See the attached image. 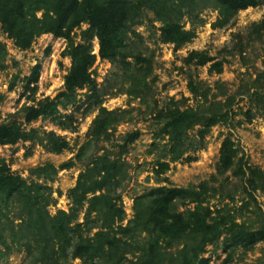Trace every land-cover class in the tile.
I'll return each instance as SVG.
<instances>
[{"label": "rangeland", "instance_id": "374dc122", "mask_svg": "<svg viewBox=\"0 0 264 264\" xmlns=\"http://www.w3.org/2000/svg\"><path fill=\"white\" fill-rule=\"evenodd\" d=\"M200 6L195 16L180 19L183 28L193 36L180 47L161 41L162 25L152 12L144 11L139 23L131 28L127 41L131 57L127 61L148 85L140 95H130L131 82L119 66L96 57L90 70L96 82V93L87 87L78 90L71 103L59 107V118H39L30 124L24 121L29 106L55 99L64 91V77L70 67V59L63 55L67 42L42 35L28 50L21 51L0 28V42L7 49V57L0 66V125L18 123L26 131L37 130V136L31 141L0 146V160L27 184L50 188L46 209L50 217L60 211L71 215L78 210L71 224L73 244L79 240L78 236L92 237L97 230L87 228L92 223H100L94 215L86 216V202L79 207L72 202L70 191L87 165L104 154L122 168L119 177L123 179L111 195L125 213L123 227L133 219L135 198L160 186L188 188L203 182L212 188L223 186L221 194L210 198L208 205L216 208L229 204L237 218L247 225L258 223L259 218L254 215L257 208L264 212L262 193H255L256 206L251 203L247 209L242 208L245 202L251 201L239 180L231 172L223 176L217 174L220 147L226 137L235 142L240 156L249 165L264 172V32L258 37L251 30L253 24L264 19V0L255 7L239 11L223 26L218 25L219 13L211 1H203ZM87 27L83 24L74 31L76 43H83L81 33ZM91 44L93 54L97 55L98 41L94 39ZM192 51L205 52L215 61H222L221 73H210L209 64L202 67L186 63ZM136 57L142 61H136ZM37 65L40 66L37 89L31 95L25 86ZM190 81L197 88L195 94L188 88ZM101 107L120 113L122 121L103 141L93 142L89 132ZM177 108H191L204 115L229 112L230 119L226 124L211 127L202 141L195 136L198 127L195 128L191 131V149L181 159L170 162L168 139L161 129L168 113ZM248 112L250 121L246 117ZM134 132L138 133V138L126 142V137ZM49 134L68 142V149L53 152L48 145ZM69 162L73 163L70 169H60ZM160 162H169V168L163 175L156 176L154 172ZM47 166L57 169L56 175L37 173L39 168ZM18 211L17 205L8 204L7 218H2L0 231L7 247H1L0 264H41L37 262V244L17 233ZM78 224L82 227L76 228ZM118 224L114 225L115 230ZM12 228L14 232L10 231ZM226 246V236H222L206 246L203 256L211 264H220ZM59 248L60 244L56 252ZM72 250L69 247L66 252L57 253L56 264H80V259L72 257ZM137 255L130 253L127 258ZM232 264H264V241L249 251L237 249Z\"/></svg>", "mask_w": 264, "mask_h": 264}, {"label": "trees", "instance_id": "16d2710c", "mask_svg": "<svg viewBox=\"0 0 264 264\" xmlns=\"http://www.w3.org/2000/svg\"><path fill=\"white\" fill-rule=\"evenodd\" d=\"M203 1L206 0H0V28L17 49L28 50L42 35H52L67 42L63 55L70 59V67L64 77V91L55 99L29 106L24 116L25 123L30 124L39 118H59V107L71 103L78 90L87 87L96 93V82L90 71L96 57L119 66L131 82L130 95H140L148 85L127 61L131 57L127 50L131 28L139 23L144 11L152 12L162 25L161 41L180 47L193 37L180 24V19L195 16ZM209 1L218 10L220 26L228 23L239 11L255 7L260 2ZM83 24L88 26L81 33L83 43H76L74 31ZM251 30L260 37L264 32V19L253 24ZM94 39L98 41L97 55L92 52L91 41ZM6 57V46L0 42V66ZM135 60L142 61L140 57ZM185 61L202 67L209 64L210 73H221L223 69L222 61H215L205 52L192 51ZM39 72L40 66L37 65L27 79L25 88L31 95L37 89ZM188 88L191 93H197L192 81L188 83ZM246 117L247 121L251 120L249 112ZM229 119V112L204 115L191 108L170 111L161 129L168 139L170 162L181 159L191 149V131L195 128L198 127L195 136L202 141L211 127L218 123L226 124ZM121 121L120 113L99 108L90 128V140L103 141ZM36 136L37 130L26 131L18 123L0 125V146L31 141ZM137 138L138 133L134 132L126 137V142L131 143ZM48 145L55 153H61L69 146L68 142L54 134H49ZM72 166L73 163L69 162L60 169ZM168 168L169 162H160L154 173L156 176L163 175ZM121 171L120 164L104 154L92 160L79 175L69 198L77 207L86 202V216L94 215L100 225L92 223L87 229L97 230L93 236H78L79 240L73 244L70 234L74 228L71 224L78 210L71 215L60 211L50 217L46 211L50 188L27 184L11 172L4 160H0V227L2 218H7V205H17L19 211L16 217L20 220L17 233L37 244V262L41 264H56V254L66 252L69 247L73 248L72 257L81 260L80 264H211L203 256L205 248L222 236H226L227 246L220 264H232L237 249L249 251L264 241V212L257 208L258 212L254 215L259 218L258 223L247 225L237 218L229 204L210 207L208 200L220 195L223 186L212 188L207 182L188 188L160 186L151 189L135 198L133 219L123 227L121 223L125 213L111 195L123 179L119 177ZM227 172L239 180L251 201L245 202L242 208L247 209L251 203L256 206L255 193L264 195V172L252 167L240 156L238 146L230 137H226L221 144L217 168L219 176ZM37 173L54 176L57 169L47 166L39 168ZM229 200L233 202V196ZM79 227L82 226L76 225V228ZM10 231L14 232L13 228ZM59 244V252H56ZM1 247H7L2 231L0 257ZM130 253L138 255L128 259Z\"/></svg>", "mask_w": 264, "mask_h": 264}]
</instances>
